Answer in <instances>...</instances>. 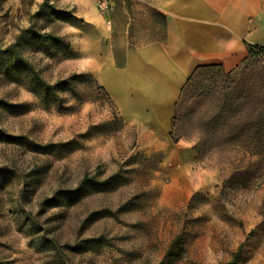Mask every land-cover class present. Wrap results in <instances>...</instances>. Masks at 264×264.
<instances>
[{
	"label": "rangeland",
	"instance_id": "rangeland-1",
	"mask_svg": "<svg viewBox=\"0 0 264 264\" xmlns=\"http://www.w3.org/2000/svg\"><path fill=\"white\" fill-rule=\"evenodd\" d=\"M42 2L0 0V51L17 44L45 82L0 53V264H264V127L248 128L264 109V51L196 75L170 136L191 155L165 158L139 148L71 55L20 37L70 41L80 9L104 0H46L37 15Z\"/></svg>",
	"mask_w": 264,
	"mask_h": 264
},
{
	"label": "crops",
	"instance_id": "crops-1",
	"mask_svg": "<svg viewBox=\"0 0 264 264\" xmlns=\"http://www.w3.org/2000/svg\"><path fill=\"white\" fill-rule=\"evenodd\" d=\"M104 2L101 11L90 3L80 9L85 21L70 33V59L107 93L140 149L190 156L191 146L170 138L181 89L197 68L231 71L247 57V45L264 46V0ZM141 22L148 28L140 29ZM129 28L137 32L132 38Z\"/></svg>",
	"mask_w": 264,
	"mask_h": 264
},
{
	"label": "trees",
	"instance_id": "trees-1",
	"mask_svg": "<svg viewBox=\"0 0 264 264\" xmlns=\"http://www.w3.org/2000/svg\"><path fill=\"white\" fill-rule=\"evenodd\" d=\"M45 1L46 0H43V2L40 4V8H39L38 12L36 13L37 15H39V12H40L42 6H44L47 3ZM52 7L53 6L50 5V6H48V9H51ZM55 13L57 15V12H55ZM25 32L28 33L27 36H20V37H22V39L24 40L25 43H29L30 44V43H33V42L37 41L38 39H41V40L43 39L44 41L46 40L47 42L52 43L55 49H57L58 51L64 53L67 57L72 55L71 54L70 41L66 37H64L62 35L51 34L49 32H42L41 33V32H37L36 30H33L32 28L26 29ZM259 51H264V46L247 45V57L243 61L254 57L256 55V53L259 52ZM0 53L3 54L6 57H13V58H17V60L24 61L22 56H21V54H20V50H19L17 44L16 45L12 44L11 46L6 48L5 50L0 51ZM23 63H24L23 65L26 66V70L29 73H31L34 82L45 84V82H43L39 78V76L35 73L34 69L30 65H28V63L26 61H24ZM213 68L222 69L220 66H216V65L202 66V67L197 68L193 72V74L189 77V79L186 81L185 85L182 87L180 94H182V92L192 82V80L196 77V75L200 74L203 71L210 70V69H213ZM227 72H229V71H227ZM62 82L63 81H58L56 84H61ZM100 88H101V90H103L102 87H100ZM103 92H105V91L103 90ZM105 94L107 95L106 92H105ZM107 97H108V95H107ZM255 116H251V118H249V120H248V128H249V126L251 127L254 124L257 125L258 127H260V126L264 127V109L259 110V113H257V116L256 117ZM173 119H174V117H173ZM242 126H247V122L242 124ZM172 127H173V121H172ZM248 128H246V131L243 132V135L247 134ZM249 131H250V128H249ZM171 134H172V129H171V132H170V136H171ZM176 142H177L176 140H173V143H176Z\"/></svg>",
	"mask_w": 264,
	"mask_h": 264
},
{
	"label": "built area",
	"instance_id": "built-area-1",
	"mask_svg": "<svg viewBox=\"0 0 264 264\" xmlns=\"http://www.w3.org/2000/svg\"><path fill=\"white\" fill-rule=\"evenodd\" d=\"M99 7H100L101 9L105 8V7H106L105 2H100V3H99Z\"/></svg>",
	"mask_w": 264,
	"mask_h": 264
}]
</instances>
